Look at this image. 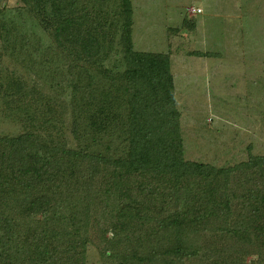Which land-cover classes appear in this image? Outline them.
Masks as SVG:
<instances>
[{
  "label": "trees",
  "instance_id": "trees-1",
  "mask_svg": "<svg viewBox=\"0 0 264 264\" xmlns=\"http://www.w3.org/2000/svg\"><path fill=\"white\" fill-rule=\"evenodd\" d=\"M81 2L35 0V6L40 11L49 3L45 25L53 26L59 50L76 63L96 64L112 38L87 27V12L72 15ZM130 5L119 0L115 12L120 83L113 81L112 93L93 89L91 75L85 85H71L72 137L84 138L87 116L90 139L98 142L115 126L117 104L125 154L113 155L109 141L102 152L39 141L31 131L0 137V264H86L89 244L105 264H185L208 235L229 241L232 250L211 264H242L244 254L264 261V155L250 153L229 167L184 159L169 58L133 49Z\"/></svg>",
  "mask_w": 264,
  "mask_h": 264
},
{
  "label": "rangeland",
  "instance_id": "rangeland-1",
  "mask_svg": "<svg viewBox=\"0 0 264 264\" xmlns=\"http://www.w3.org/2000/svg\"><path fill=\"white\" fill-rule=\"evenodd\" d=\"M81 1L72 15L87 12V27L112 38L96 64L76 63L68 51L57 48L53 26L45 25L49 3L39 11L35 0H0V137L31 131L39 141L51 138L67 147L102 152V141H109L113 155H124L127 145L116 119L122 108L117 104L111 114L115 126L98 142L90 139L95 133L87 116L80 127L82 140L76 141L70 132L76 108L71 85L78 81L85 85L91 75L93 89L112 93L113 81L120 83L117 76L124 69L115 14L119 0ZM130 4L133 49L169 58L184 159L229 167L247 160L250 153L264 155V0H130ZM112 31L115 35L110 36ZM202 243L199 255L185 264L231 257L229 241L208 235ZM242 258V264H264L256 254ZM86 264H105L94 245L87 248Z\"/></svg>",
  "mask_w": 264,
  "mask_h": 264
}]
</instances>
